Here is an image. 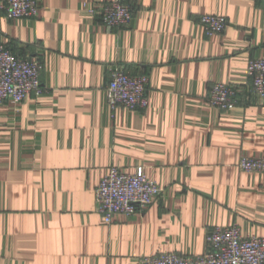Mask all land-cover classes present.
Returning <instances> with one entry per match:
<instances>
[{"label":"crops","instance_id":"1","mask_svg":"<svg viewBox=\"0 0 264 264\" xmlns=\"http://www.w3.org/2000/svg\"><path fill=\"white\" fill-rule=\"evenodd\" d=\"M111 0H39L36 18L0 10V43L42 62L44 93L0 100V264H133L160 252L199 255L213 227L264 237V104L248 65L264 58V0H136L125 28L90 10ZM6 0H0V4ZM204 14L228 19L207 35ZM122 67L149 77V107L112 110ZM242 86L229 111L207 101ZM144 166L164 192L105 224L96 189L110 168Z\"/></svg>","mask_w":264,"mask_h":264},{"label":"built area","instance_id":"2","mask_svg":"<svg viewBox=\"0 0 264 264\" xmlns=\"http://www.w3.org/2000/svg\"><path fill=\"white\" fill-rule=\"evenodd\" d=\"M136 0H111L101 9L90 10L109 29L125 28L134 17ZM0 10L10 18H36L40 11L39 0H6ZM207 35L225 30L228 19L222 15L204 14L200 18ZM42 62L36 57L15 54L0 43V100L12 99L21 103L28 95L40 96L45 89L41 81ZM251 88L259 104H264V58H252L248 65ZM149 77L145 73L132 74L122 67L112 71L106 88L107 101L112 110L124 107L145 110L149 107ZM242 86L217 82L212 85L207 101L220 110L229 111L241 103ZM241 170L263 172V158L243 156ZM164 188L149 178L144 166L135 172L119 167L110 168L96 189V211L105 224H111L119 214L133 216L142 213ZM208 249L199 255L177 252H160L141 256L133 264H264V237L245 235L238 224L216 226L207 236Z\"/></svg>","mask_w":264,"mask_h":264}]
</instances>
